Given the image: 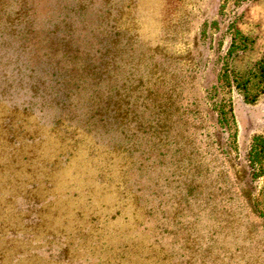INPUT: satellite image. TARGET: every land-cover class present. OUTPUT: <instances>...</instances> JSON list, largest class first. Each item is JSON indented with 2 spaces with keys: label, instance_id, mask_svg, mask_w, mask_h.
<instances>
[{
  "label": "rangeland",
  "instance_id": "1",
  "mask_svg": "<svg viewBox=\"0 0 264 264\" xmlns=\"http://www.w3.org/2000/svg\"><path fill=\"white\" fill-rule=\"evenodd\" d=\"M263 54L264 0H0V182L43 158L50 208H101L83 221L99 248L127 226L158 264H264V89L232 80ZM35 123L50 141L19 148Z\"/></svg>",
  "mask_w": 264,
  "mask_h": 264
},
{
  "label": "trees",
  "instance_id": "2",
  "mask_svg": "<svg viewBox=\"0 0 264 264\" xmlns=\"http://www.w3.org/2000/svg\"><path fill=\"white\" fill-rule=\"evenodd\" d=\"M246 40L247 38L243 37V41ZM236 46L234 40L232 48ZM223 77L224 80L231 82L230 69L228 67L225 69ZM252 78H256L264 89V54L242 79H238L236 75L232 80L236 82L238 88L247 90ZM246 98L249 97L246 96ZM250 100L254 102L256 97ZM214 105L219 113L220 123L225 126L230 125V120L234 116L232 104L223 97L216 99ZM0 108L5 112H10L12 111V104H6L0 100ZM32 127L31 130L35 133L32 136L33 140H29V136H22L24 140L20 141L19 148L25 150L34 146L35 148L41 147L50 141V131H47L46 127L39 123H35ZM49 151L51 152L50 149ZM252 152L256 160L263 158L264 135L256 136ZM10 163L12 164V169L14 167L18 170L23 168V171L25 168L23 173H20L22 174L21 177L18 175L19 172L16 171L7 173L13 182H7L9 184L0 182L1 196L5 194L12 195V201L6 197L0 198V215L3 216L0 230L12 228V264H158L153 259L154 255L152 253L154 248H151L152 251L150 253L145 252V249L152 247V244L147 246L146 244L140 245L137 242L138 248L135 249L137 244L131 242L134 230L127 226L123 227V229H118L121 234L127 235V241L120 250L116 249V246L112 242H108V249L99 248L103 244L106 246V241L101 240V237L96 240L92 237V234H87L88 226L83 222L90 218L99 220L100 214L98 213L101 211V208L97 207L93 202L87 204L86 208H76L77 210L73 212L72 216H67L56 205L54 209L50 208V205L46 202L48 201L50 192H53L55 196L52 201L54 204L57 201L60 202V197L63 196L61 195L62 193H59L61 180L49 178L52 183L49 186L46 177L40 176L37 179H32L30 173L32 170L42 169V167L48 165L43 158L34 160L24 157L13 161L10 160ZM13 183L15 184L13 185ZM94 183L98 184L96 181ZM76 185L79 186L78 183ZM72 190H69L67 193L69 200L76 198L75 201L80 202L81 197H90L89 194L86 195L81 189L77 190V187L74 188L76 196L70 197V195L74 194ZM42 192H45V198L41 196ZM33 197L41 198L45 202H42L35 210L29 206L24 207L26 203L29 205L31 203L34 204L35 200ZM113 215L116 214H112L110 220H113ZM125 220L128 219L125 218ZM102 237H106L105 234ZM2 245H4V240L1 238L0 249Z\"/></svg>",
  "mask_w": 264,
  "mask_h": 264
},
{
  "label": "crops",
  "instance_id": "3",
  "mask_svg": "<svg viewBox=\"0 0 264 264\" xmlns=\"http://www.w3.org/2000/svg\"><path fill=\"white\" fill-rule=\"evenodd\" d=\"M5 197L12 201V195L5 194L1 196L0 194V198ZM2 217L3 216L0 217V226H2ZM1 238L4 240V245H2V248L0 249V264H12V228L2 230L0 232V239Z\"/></svg>",
  "mask_w": 264,
  "mask_h": 264
}]
</instances>
